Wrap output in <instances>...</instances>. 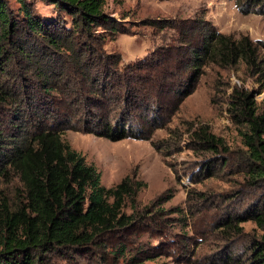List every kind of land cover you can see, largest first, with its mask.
Instances as JSON below:
<instances>
[{
  "label": "trees",
  "instance_id": "16d2710c",
  "mask_svg": "<svg viewBox=\"0 0 264 264\" xmlns=\"http://www.w3.org/2000/svg\"><path fill=\"white\" fill-rule=\"evenodd\" d=\"M37 1L52 6L53 14L37 13L33 0H0V264H145L162 255L159 243L143 250L135 240L164 235L169 223L161 205L170 195L140 207L144 183L125 177L105 188L101 174L63 135L149 141L148 132L165 127L205 66L241 62L260 93L264 42L222 34L201 18L155 19L147 25L170 31L171 43L123 64L105 43L128 32L104 11V0ZM234 3L241 13L264 16V0ZM226 112L243 147L234 159L202 123L176 126L166 146L181 151L184 142L201 158L199 172L234 167L243 188L260 197L247 219L264 227V108L253 91L235 87ZM225 262L264 264V233L250 240L243 259L226 256Z\"/></svg>",
  "mask_w": 264,
  "mask_h": 264
},
{
  "label": "rangeland",
  "instance_id": "374dc122",
  "mask_svg": "<svg viewBox=\"0 0 264 264\" xmlns=\"http://www.w3.org/2000/svg\"><path fill=\"white\" fill-rule=\"evenodd\" d=\"M33 7L43 16L53 14L52 6L41 1L33 0ZM104 11L119 20L128 32L117 34L105 43L107 51L121 55L123 64L171 43L170 31L147 25L155 19L201 18L222 34L236 38L247 35L264 42V16L239 12L234 0H104ZM260 52L264 58V50ZM243 70L241 62L224 69L205 66L195 87L181 99L165 127L148 132L151 133L149 141H111L74 131L63 135V139L101 174L100 183L105 188L117 185L125 177L144 183L137 195L140 207L170 195L161 205L169 223L164 235L149 237L146 233L135 240L143 250L159 243L162 255L145 264H226V256L243 259L250 240L264 233V227L247 219L260 197L253 190L243 188L242 176L234 167L221 169L216 164L209 171L199 172L202 160L186 150L184 142L179 146L181 151L168 148L165 142L176 126L182 129L185 122L202 123L224 140L234 159L237 150L243 147L226 112L230 91L235 87L253 91L259 108H264V89L258 93V83ZM151 142L160 146L159 152ZM237 191L240 193L235 195ZM176 209L178 212H171ZM125 212L130 213L128 206ZM239 217L242 221L237 222ZM227 219L229 228L222 225ZM50 264L71 263L53 259ZM77 264L88 263L81 260Z\"/></svg>",
  "mask_w": 264,
  "mask_h": 264
}]
</instances>
